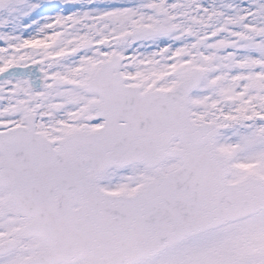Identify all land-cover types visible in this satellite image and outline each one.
<instances>
[{"label": "snow or ice", "instance_id": "snow-or-ice-1", "mask_svg": "<svg viewBox=\"0 0 264 264\" xmlns=\"http://www.w3.org/2000/svg\"><path fill=\"white\" fill-rule=\"evenodd\" d=\"M0 264H264V0H0Z\"/></svg>", "mask_w": 264, "mask_h": 264}]
</instances>
